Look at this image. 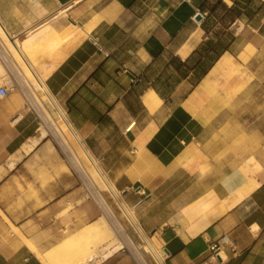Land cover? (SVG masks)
<instances>
[{
    "label": "crops",
    "instance_id": "0c3cea01",
    "mask_svg": "<svg viewBox=\"0 0 264 264\" xmlns=\"http://www.w3.org/2000/svg\"><path fill=\"white\" fill-rule=\"evenodd\" d=\"M216 1L234 18L213 0H0L1 23L71 125L66 137L122 194L162 264H202L222 237V264H264V162L254 171L247 155L217 178L216 153L201 148L255 78L264 0ZM23 104L17 91L0 97V264H43L22 237L46 253L99 218ZM87 264L135 263L117 250Z\"/></svg>",
    "mask_w": 264,
    "mask_h": 264
},
{
    "label": "rangeland",
    "instance_id": "374dc122",
    "mask_svg": "<svg viewBox=\"0 0 264 264\" xmlns=\"http://www.w3.org/2000/svg\"><path fill=\"white\" fill-rule=\"evenodd\" d=\"M217 2L218 1L213 0V3L211 5L212 6L213 4L216 5ZM29 34L30 33H28L27 36ZM18 41L24 44L23 38L19 37ZM25 57L28 60H30L33 65L35 64V60L27 48H25ZM253 68H254L253 70H254L255 78L253 82H251V84L249 85V88L247 90L248 92L245 93V96H243L242 99H238L237 101L233 102L232 106L217 118L216 123H214L207 131L208 137L206 141L202 142L201 148L205 155H211L214 153H216L217 155L215 157L217 162L216 163L217 171H218L217 178H219L222 174L232 169V167H234L236 164L242 161V159L245 158L247 155L252 156L250 158L251 160H249L248 162V167L249 168L251 167L254 171L257 170L255 169L256 163H258L259 165L258 169H260L261 166L259 162L260 163L264 162V51L260 52V55L256 58ZM4 77H5V72L2 68V74L0 75V83L2 82ZM39 133L42 134L43 130L40 129ZM44 133L46 134L45 131ZM47 138L55 143V145L57 146L58 150L62 155L63 160L68 164V162L65 160L66 158L64 156L63 153L64 151L62 147L51 137L47 136ZM226 149L233 150V152L232 153L229 152L225 156ZM231 158L233 162L230 163L227 167L226 161H230ZM83 165L86 167L84 163ZM68 166L71 169L72 173L74 174L79 185L81 186L76 172L70 167L69 164ZM89 174L92 177V179L96 182L98 187L102 190L105 199L108 201L112 210L117 215L118 219L121 221L123 227L125 228L128 235L131 237L134 244L138 245V247L141 246L140 250L142 252L149 251V249H147L146 247L147 244L151 243L154 247L152 241L149 239L148 236H145L143 232L140 233L143 235L144 242L139 239L136 233V231H138L136 229V226L139 227L140 225L137 219H136L137 223L135 226L127 218V215L125 214L121 206L122 204L121 202L123 201L122 194L118 192V196L120 199L119 198L117 200L114 199V197H112L107 191V186L105 182L103 183V181L101 180L99 173L90 171ZM105 176L108 179V176L107 175ZM199 181L200 183H202L203 178H200ZM169 193L175 195L176 188L170 189ZM95 208H97L96 205ZM97 211L99 213L98 217H100L101 212L99 211L98 208ZM92 245L93 244H90L89 242L85 244V251L87 253L94 251V247L92 250ZM118 250L124 253L127 252L128 254L132 255L131 248L126 247ZM116 251L117 250H114V252ZM99 256H103V255L101 254L98 255V257ZM146 256L148 259H150L148 253H146ZM157 259H159V256L157 257Z\"/></svg>",
    "mask_w": 264,
    "mask_h": 264
},
{
    "label": "bare ground",
    "instance_id": "6f19581e",
    "mask_svg": "<svg viewBox=\"0 0 264 264\" xmlns=\"http://www.w3.org/2000/svg\"><path fill=\"white\" fill-rule=\"evenodd\" d=\"M0 36L3 38L5 43L8 44L7 45L8 48L13 51L12 49L13 44L10 43L8 39H6V36L1 28H0ZM14 37L16 38V36ZM16 39H17V43L20 46L21 51H23L21 42L18 41V38ZM26 60L28 62L24 61L25 63L23 62L22 63L26 66L28 65L31 68L30 65L32 64L30 63L28 59ZM1 74H2V68L0 66V75ZM35 85H38L39 88H43V86L41 87L37 83H35ZM55 133H56L57 138L59 139L60 145L63 147L64 151L66 152V155L68 157V160L71 166L75 168V170L77 171L79 179L86 184L87 191H88V195H86V199H95L96 201H98V204L100 205L103 211V214L96 221L92 222L86 227H83L82 230H79L77 234L70 236L67 240H65L61 244L57 246L55 245V247L52 246L53 248H51V250L49 249L48 252L46 253L43 252L44 254L41 252L39 253L29 240L21 236L22 241H24L26 245L35 252V255L39 258V260L43 264H87L89 261L96 259L98 255L102 254L103 255L102 257H107L110 254H112L114 250H118V249L126 248V247L132 249L133 255L135 257L141 258L140 255L142 254V251L139 250L138 245L134 244L131 237L128 235L125 228L123 227L121 221L118 219L117 215L111 210L109 204L100 194V191L97 188L96 184L94 183V180L90 178L87 171L84 169V167L81 166L80 157L82 153H85V152L80 151V150L77 151L75 148H73L70 140L65 139V136H62L59 130H57V132ZM45 135L46 134L44 133V130H43L41 137H45ZM90 159L92 160V162L95 163V160H93L91 157ZM199 169L200 170H211V167H205L201 165ZM97 170L101 178L105 182L107 188L109 189V191H111V193L117 200L119 198L118 196L119 191L115 189L112 182H110L106 178V176L103 173H101L99 169ZM256 186H257V183L253 181H251L249 184L247 183L243 185L239 190L236 191L233 203L238 202L244 196H247ZM121 203L120 204L125 214L129 218V220L136 226V223H137L136 217L134 216L131 207H129V205L124 200ZM212 203H214V199L212 197H208L204 201L205 205L212 204ZM136 229L140 232H143L140 226L139 227L136 226ZM88 242L90 244H93L92 250L94 247V251L90 253H87L85 251V244H87ZM146 247L147 249H149V251H151V253L154 256L158 257L157 250L156 248L153 247L151 243L147 244ZM222 257L224 259L223 255ZM157 260L161 262L159 259Z\"/></svg>",
    "mask_w": 264,
    "mask_h": 264
},
{
    "label": "built area",
    "instance_id": "2783aa9c",
    "mask_svg": "<svg viewBox=\"0 0 264 264\" xmlns=\"http://www.w3.org/2000/svg\"><path fill=\"white\" fill-rule=\"evenodd\" d=\"M0 28L3 30L6 36V39H8L9 42L13 44L12 49L14 51L13 52L11 49L8 48L7 46L8 44H6L3 38L0 36V66L3 68L5 72V77L2 80V84H0V97H4L9 92H12V91L19 92L22 95L23 102H24L23 111L26 114H30L35 118L38 124V127L40 129H43L46 132V137L47 136L51 137L60 145L59 139L57 138L56 133H55L57 132V130H59L61 135L65 136V139L69 140L68 137H66L65 135V130L63 126H65L66 129L71 130V125L67 122L66 116L64 112L62 111V109L59 107L58 102L56 101L54 96L47 90V88H45L46 86L42 78L36 75L35 73H33L31 68L28 65L26 66L22 64V62L24 61L28 62L26 60L27 58L25 57V53L21 51L20 46L17 43V39L14 36L9 34V32L4 28L1 21H0ZM26 70L29 71V73L31 74L30 76L27 75ZM35 83L39 84L41 87L43 86V88H39V86L35 85ZM20 117L21 115L18 114L13 119V121L18 120ZM63 153L66 158L65 160L68 162L70 167L76 172L77 177L79 179L78 173L75 170V168L71 166L68 160V157L66 155V152L64 151ZM87 158L90 159L89 156H87ZM80 163H81V166L84 167V169L89 174L87 168L83 165L81 160H80ZM90 163H91V167L93 166V168H95V170L97 171L96 162L94 163L90 159ZM90 178L92 179L91 176ZM101 180L103 181L102 178ZM79 182L81 186L83 187L86 195H88L86 184L80 179H79ZM94 183L96 184L95 181ZM96 186L99 189L100 194L105 199V196L102 190L98 187L97 184ZM107 191L112 197H114L108 188H107ZM90 200L95 203L96 207L99 209L101 214H103V211L100 205L98 204V201H96L95 199H90ZM106 202L108 203L107 200ZM136 232L139 233V231H136ZM139 239L144 242L143 235L140 233H139ZM225 243H226V237H222L216 243L212 244L209 248V256L204 260L202 264H222L223 262V257H222L223 249L222 248L225 245ZM140 249H141V246H139V250ZM146 253L149 254L151 260L147 258ZM132 256H133V261L135 264H162L161 262L157 260V257L154 256L150 251L142 252V254L140 255L141 258L135 257L133 255V252H132Z\"/></svg>",
    "mask_w": 264,
    "mask_h": 264
},
{
    "label": "trees",
    "instance_id": "16d2710c",
    "mask_svg": "<svg viewBox=\"0 0 264 264\" xmlns=\"http://www.w3.org/2000/svg\"><path fill=\"white\" fill-rule=\"evenodd\" d=\"M215 6H216V7H219V8L222 9V10L227 11V14H229V13H233L232 18H234V16H235V14H234V10L228 8V7L226 6V4H224L223 2L218 1L217 4H216ZM214 9H215V8H214ZM214 9H213V11H214ZM210 46H211V42L208 41V42H206V43L202 46L201 49H202V51H203V50L205 51V50H207ZM203 48H204V49H203ZM203 67H204V69H206V64L203 65ZM201 71H204V70L202 69Z\"/></svg>",
    "mask_w": 264,
    "mask_h": 264
},
{
    "label": "water",
    "instance_id": "95a60500",
    "mask_svg": "<svg viewBox=\"0 0 264 264\" xmlns=\"http://www.w3.org/2000/svg\"><path fill=\"white\" fill-rule=\"evenodd\" d=\"M203 19V15L202 14H197L195 17L196 21H201Z\"/></svg>",
    "mask_w": 264,
    "mask_h": 264
}]
</instances>
